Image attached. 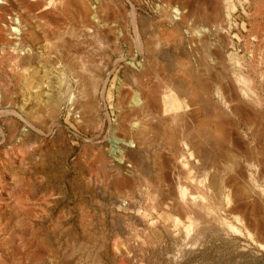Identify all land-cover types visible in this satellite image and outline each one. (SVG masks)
<instances>
[{
  "label": "rangeland",
  "instance_id": "1",
  "mask_svg": "<svg viewBox=\"0 0 264 264\" xmlns=\"http://www.w3.org/2000/svg\"><path fill=\"white\" fill-rule=\"evenodd\" d=\"M226 1L0 0V264H264V196L250 185L264 189V0H229L235 6L230 16ZM8 14L18 18L13 29L3 25ZM136 80L184 99L190 121L222 117V136L226 132L228 138L218 137L207 121L190 130L179 125L173 127L176 136L190 131L189 141L180 146L179 135V148L163 152L174 181L175 174L185 180L199 175L174 165V154L197 155L200 167L217 162V197L223 192L231 198L215 208L214 223L201 219L202 226L175 206L173 212L163 210L173 228L167 234L164 220L156 217L161 208L152 209L158 202L152 177L143 170L122 174L99 162L101 153L115 149L111 144L124 115L135 114ZM148 147L141 151L148 154ZM136 163L131 160L128 169ZM158 180L155 185L169 198L177 195L176 185ZM134 196L138 207L132 211L113 200ZM117 210L128 225H138L130 217L135 213L159 227L139 235L144 248L135 256L116 236L111 216ZM82 215L89 221L87 235Z\"/></svg>",
  "mask_w": 264,
  "mask_h": 264
},
{
  "label": "bare ground",
  "instance_id": "2",
  "mask_svg": "<svg viewBox=\"0 0 264 264\" xmlns=\"http://www.w3.org/2000/svg\"><path fill=\"white\" fill-rule=\"evenodd\" d=\"M227 8L229 9L228 11V16L231 15V13L234 11L233 9H235L234 5L233 4H230V1L227 0ZM232 3V2H231ZM102 4V3H101ZM262 9V8H261ZM260 9V11H261ZM214 10V9H213ZM264 10V9H263ZM227 12V11H226ZM263 12V11H262ZM213 13V12H212ZM219 13V12H218ZM255 14V12H254ZM227 16V17H228ZM230 20V19H229ZM201 31V30H200ZM205 31V30H204ZM198 32V31H197ZM260 35V34H259ZM141 45V44H140ZM206 64V63H205ZM210 64V63H209ZM83 66V65H82ZM84 69V68H83ZM198 70V69H197ZM134 71V70H133ZM157 72V71H156ZM140 74L141 73H138L137 74V78L139 80V77H140ZM156 78V77H155ZM144 82V81H143ZM184 82V81H183ZM241 82V81H240ZM137 80H136V83L137 84ZM142 83V82H141ZM166 83V82H165ZM169 83V82H168ZM167 84V83H166ZM156 85V84H155ZM135 86V85H134ZM165 86V85H164ZM169 86V85H168ZM137 91L139 92V100L136 101V104L134 107H136L135 109V114L134 115H130V116H127V115H124V118L126 117V121H123L124 123H120L119 125V130L121 131V133L119 131H117V133L119 132V134L121 135H117L114 136L115 138L113 139V144L111 145H114L115 149L112 150L111 147H109V150H108V153H101V158L99 159V162L101 163H110V166L113 165L115 166L116 170L119 171V173H122V174H125L126 172H136L138 170H143L144 172L146 171V173L148 174V177L151 176L152 177V188H153V192L154 194L152 195V198L156 195L157 197V203H156V207L155 206H152V209L153 208H161V212L159 213L157 217L158 220H164L163 222V229L165 231H167L166 233L169 234L170 231H173L170 226L165 222L166 220V216L168 214V212L166 214L163 213V210H172L175 206H180L182 207L183 211L185 214L187 215H190V217H193L194 220L195 219H200V223L201 225L203 226L202 223L204 222H211L212 219H214L215 216L217 215H214L215 212V208H217V206H221L220 204L221 203H225V202H228L230 203L229 199L231 197L229 196H225L223 192H221V196H222V199L219 201V198L217 197L218 195V192L220 191V186H219V172L217 171V168H215V165L217 164H214L215 162L212 161V159H210L209 161H212L213 164L210 165L211 163H208V166L206 167H200V165H202L199 161L198 158H196L197 155H188L186 152L183 153H179L181 158H177L176 154H174V161L172 162L174 165H184L190 169H193V172L196 171V174L197 172L199 173V175H195V178L194 179H188V180H185L183 178H181L179 175L175 174V181L172 180L171 177H169V174H168V161H165L163 160V156H165V154L163 155V152H165L166 148H169V149H178L179 148V142H177L179 135H182L179 131V135L176 136V132L175 130L173 129V127H175L176 129V126H179V125H183V129L185 128V130H190L191 127L195 126V125H203L207 122H210L212 123V125H214V133L216 135H218V137H221L223 135V129H224V123L222 121V117L221 116H218V115H204L203 117H200L198 116L195 121L193 122V120H189L187 119V117L189 116L188 112H186L185 110V107H186V101L182 98H179L178 96L176 97V95L174 96H170L168 95L167 91L165 90H159V89H150L148 88L147 84L144 85V84H137ZM151 87V86H150ZM173 89V87L171 88V90ZM175 90V89H173ZM245 93L248 94V96H253L252 94L249 93V91L246 90L245 88ZM136 92V91H135ZM176 92V91H174ZM177 93V92H176ZM136 94V93H135ZM245 94V95H246ZM256 98V97H254ZM137 100V99H136ZM237 100V99H236ZM253 100V99H252ZM226 103V102H225ZM224 103V104H225ZM232 103V102H231ZM257 103V102H255ZM232 107V106H231ZM229 108V107H228ZM206 109V108H205ZM208 110V109H207ZM133 112V111H131ZM133 112V113H134ZM222 112V111H221ZM220 112V113H221ZM188 114V116H187ZM219 114V113H218ZM225 114V113H224ZM191 116V115H190ZM223 116V115H222ZM193 118V117H192ZM191 118V119H192ZM228 118V117H227ZM122 119V118H121ZM225 119V118H224ZM120 121V120H119ZM207 121V122H206ZM230 121V120H229ZM231 122V121H230ZM212 125H209V126H212ZM207 126V125H206ZM118 128V127H116ZM194 128V127H193ZM213 128V127H211ZM228 128V127H227ZM182 129V127H181ZM182 129V130H183ZM178 130V129H177ZM190 132V131H189ZM189 132L186 133L185 135H182L181 138H182V142H181V145H183V143L185 142H188L189 141ZM184 134V133H183ZM213 134V133H212ZM226 134V132H225ZM225 134L224 136L222 137H225ZM229 134V133H228ZM215 135V136H216ZM227 137V136H226ZM225 137V138H226ZM229 137V136H228ZM227 137V138H228ZM180 138V139H181ZM212 138V137H211ZM222 140V139H221ZM181 141V140H180ZM193 141V140H192ZM155 142V146H151L152 143ZM195 142V141H194ZM226 142V141H225ZM190 143V142H189ZM102 144V143H101ZM178 144V145H177ZM144 145H148V149H147V153L148 154H145L141 151V148L142 146ZM197 145V144H196ZM104 146L107 147V145H105L104 143ZM103 146V147H104ZM109 146V144H108ZM178 146V147H176ZM184 146V145H183ZM182 146V147H183ZM222 146V145H221ZM105 147L103 149H105ZM116 149H119L118 151ZM200 149V148H199ZM184 150V149H183ZM188 150V149H187ZM194 150V149H193ZM198 150V149H197ZM181 151V150H180ZM188 151H191V150H188ZM170 152V151H169ZM178 152V151H177ZM171 153V152H170ZM173 153V152H172ZM176 153V152H175ZM198 153V152H197ZM196 153V154H197ZM225 155L227 156V153L225 151ZM232 153V152H231ZM229 153L228 156L230 157L231 160H237V159H233V156L232 154ZM144 155H148L150 156L149 160H146L145 162H143V164H140L138 165V163H136V160H140ZM234 155V154H233ZM97 156V155H96ZM227 156V157H228ZM170 157V158H171ZM228 157V158H229ZM200 158V157H199ZM236 158V157H235ZM238 158V157H237ZM94 160V159H93ZM131 160H134L135 161V166L132 168V170H129V166H130V161ZM159 162H158V161ZM167 160H170V159H167ZM173 160V159H172ZM207 160V159H206ZM229 160V159H228ZM208 161V160H207ZM202 162V161H201ZM128 163V165H127ZM160 165H159V164ZM172 163H171V166H172ZM228 163V162H227ZM87 164V163H86ZM91 165V164H90ZM97 165V164H96ZM103 166V164H101ZM159 165V166H157ZM203 165H207V163H204ZM100 166V167H102ZM106 166V165H105ZM140 168H139V167ZM217 166V165H216ZM91 167V166H90ZM87 168V167H86ZM113 168V167H112ZM158 168V170L156 169ZM114 169V168H113ZM195 170V171H194ZM89 171V169H88ZM87 171V172H88ZM97 171V169H96ZM101 171V170H100ZM103 171V170H102ZM99 173V172H98ZM103 173V172H102ZM112 173V172H111ZM143 173V172H142ZM170 173V172H169ZM228 173V172H227ZM116 174V173H115ZM222 174V173H221ZM121 175V174H120ZM161 176L160 178H158V176ZM167 175L169 177V179L167 178ZM188 175V174H187ZM107 176V175H106ZM132 176V175H131ZM130 176V177H131ZM98 177V176H97ZM117 177V176H116ZM129 177V178H130ZM136 177V175H135ZM151 177H149L151 179ZM154 177V178H153ZM192 177V176H191ZM92 178V177H91ZM114 178V177H113ZM189 178V176H188ZM93 179V178H92ZM133 179V178H132ZM131 179V180H132ZM156 179V182L154 180ZM167 180L166 182L169 183L168 187L171 186L170 184L172 185H176L175 187L176 191L177 192V195L173 196L172 198H169V194L165 192L164 188L159 185H155V183H159V180ZM106 180V179H105ZM130 180V181H131ZM114 181V180H113ZM126 181V179H125ZM129 181V179H128ZM136 181L138 182V180L136 179ZM150 181V180H149ZM169 181V182H168ZM232 181V180H230ZM251 181V180H250ZM91 182V181H90ZM135 182V181H134ZM148 182V181H147ZM166 182H162L164 183L163 186L165 185ZM222 182V181H221ZM122 183V182H121ZM136 183V182H135ZM146 183V182H145ZM166 183V184H167ZM183 183V185H181ZM226 183V182H225ZM88 184V183H87ZM96 185L95 188L98 189L101 193L105 194L106 193V189L103 188L102 186L98 185L97 182H95ZM150 184V182H149ZM228 184V183H227ZM102 185V184H101ZM136 184H134L135 186ZM147 185V184H145ZM250 185L252 187V191H256V194L260 195L261 198H263L264 196V189L261 188V187H258V186H254L252 184V181L250 182ZM149 186V185H148ZM151 186H149V189L147 190L151 195L150 191H151ZM236 186V185H235ZM89 187V186H88ZM147 187V186H146ZM167 187V188H168ZM223 187V186H222ZM141 188V187H140ZM172 188V186H171ZM84 189V188H83ZM95 189V190H96ZM139 189V188H138ZM145 189V188H144ZM251 189V188H249ZM170 190V189H169ZM173 190V189H172ZM175 190V189H174ZM219 190V191H218ZM224 190V189H223ZM132 191V190H131ZM130 191V192H131ZM141 191V189H140ZM146 191V192H147ZM145 192V194H146ZM174 194V191H172ZM217 192V193H216ZM100 193V194H101ZM112 193V192H111ZM238 190L236 192V190L233 192V194L235 195H238ZM144 194V193H143ZM168 194V195H167ZM255 194V193H254ZM255 194V195H256ZM102 195V194H101ZM263 195V196H262ZM112 196V195H111ZM146 196V195H145ZM148 196V195H147ZM258 196V197H260ZM104 197V196H102ZM220 197V196H219ZM233 197V196H232ZM236 197V196H235ZM136 197H132V198H125L124 200H118V198H114V203H116L118 205V207L120 208H125V209H128L129 211H132V209L138 207V201L135 199ZM150 198V197H149ZM155 198V199H156ZM111 199V198H110ZM123 199V198H122ZM119 201V202H118ZM140 201V200H139ZM148 201V200H146ZM154 202V201H153ZM152 202V203H153ZM98 203V202H97ZM140 203V202H139ZM223 203V204H224ZM115 204V205H116ZM80 205V204H79ZM102 205V204H101ZM114 205V204H113ZM114 205V206H115ZM146 206V205H145ZM28 207V206H27ZM177 208V207H176ZM151 209V208H150ZM27 211V210H25ZM174 209L171 211L173 212ZM178 214L180 213V210L179 208L177 209ZM28 212V211H27ZM83 212V211H82ZM36 213V212H35ZM128 213V212H127ZM31 214V213H30ZM22 215V214H21ZM20 215V216H21ZM33 215V214H32ZM184 215V214H183ZM214 215V216H213ZM31 216V215H30ZM106 216V215H105ZM111 216V214H110ZM130 216V215H129ZM153 216V215H152ZM155 216V215H154ZM131 220H133L135 222V224H138L137 226H133V225H128L126 220H125V217L117 211H114L112 212V224L114 226H116V236L117 237H121L123 238L124 240H126V242L129 244L128 246L131 247V250L133 251V256L137 255V250L140 249V247H142V241L139 239V235H141V233L145 234V235H151L153 233L156 232V230H158L157 226L153 225L151 223V221H149L147 218H143V216H139V214H131L130 216ZM218 217V216H217ZM17 218H19L17 216ZM65 218V217H64ZM81 228H83V233L87 232L88 234L90 233V230L87 231L88 227L90 226L89 225V221H88V218L85 216V215H82L81 217ZM106 218V217H105ZM102 219V217L100 218V220ZM110 219V218H108ZM203 219L204 222H201ZM218 219V218H217ZM6 220V218H5ZM16 220V219H15ZM45 220V219H44ZM64 220V219H63ZM196 220V221H197ZM206 220V221H205ZM222 220V219H221ZM104 221V220H102ZM101 221V222H102ZM109 221V220H108ZM156 221V219H155ZM172 221V220H171ZM100 222V224H101ZM111 222V221H110ZM213 222V221H212ZM211 222V223H212ZM97 223V222H96ZM105 223V222H104ZM103 223V224H104ZM133 223V222H132ZM214 223V222H213ZM47 224V223H46ZM111 224V223H110ZM134 224V225H135ZM192 224V223H191ZM191 224L189 225V227L187 228V230H192L194 231V226H191ZM194 224V223H193ZM219 224L221 226H225L227 225L226 223V220L225 221H220L219 219ZM109 225V224H108ZM171 225V224H170ZM205 225V224H204ZM217 225V223H216ZM219 225V226H220ZM230 225V224H228ZM64 226V225H63ZM102 226V225H101ZM140 226V227H139ZM162 226V225H161ZM181 226V225H180ZM104 227V225H103ZM177 227V226H176ZM175 227V228H176ZM184 227V226H182ZM199 227V226H198ZM230 227V226H229ZM79 228V227H78ZM95 228V227H94ZM113 228V227H112ZM200 228V227H199ZM198 228V229H199ZM205 228V227H204ZM232 228V226L230 227ZM50 229V228H49ZM48 229V230H49ZM91 229V228H90ZM101 229V228H100ZM197 229V230H198ZM203 229V228H202ZM200 228L199 231L202 230ZM225 229V228H224ZM34 230V229H33ZM47 230V231H48ZM81 230V229H80ZM181 230V229H180ZM196 230V231H197ZM233 231H235V234L238 233V229L235 230V227L233 229H231ZM159 231V230H158ZM161 231V230H160ZM192 231V232H193ZM198 231V232H199ZM224 231V230H223ZM226 231V230H225ZM93 232V231H92ZM179 232V231H178ZM184 232V231H183ZM182 232V233H183ZM191 232V233H192ZM257 232V231H256ZM259 232V231H258ZM33 232H31V235H32ZM81 233V232H80ZM82 233V235H83ZM103 233V232H102ZM105 233V232H104ZM197 233V232H196ZM225 233V232H224ZM35 234V232H34ZM38 234V233H37ZM53 233H51L52 235ZM86 234V233H85ZM101 234V233H100ZM114 234V233H113ZM176 234V233H175ZM173 234V235H175ZM186 234H189L188 232ZM229 232H228V236H229ZM39 235V234H38ZM50 235V234H49ZM48 235V236H49ZM76 235V234H75ZM81 235V234H80ZM87 235V234H86ZM157 235L158 232H157ZM162 235V234H161ZM179 235V233H178ZM185 235V234H184ZM183 235V236H184ZM193 235V234H192ZM195 235V234H194ZM226 235V236H227ZM250 235V234H249ZM258 235V234H257ZM85 236V235H84ZM155 236V234L153 235ZM168 236V235H167ZM225 236V234H224ZM231 236V234H230ZM79 237V236H78ZM82 237V236H81ZM80 237V238H81ZM86 237V236H85ZM102 237V236H101ZM147 237V236H146ZM158 237V236H157ZM159 237H161L159 235ZM158 237V238H159ZM169 237V236H168ZM191 237L188 235V238ZM232 237V236H231ZM48 238V237H47ZM156 238V237H155ZM171 238V237H170ZM187 238V237H186ZM185 238V239H186ZM192 238V237H191ZM200 238V237H199ZM251 238V237H250ZM16 239V238H15ZM15 239H12L11 240H15ZM36 239V236H32L30 238V241H33ZM49 239V238H48ZM73 239V238H72ZM153 239V238H152ZM157 239V238H156ZM169 239V238H168ZM174 239V238H173ZM184 239V238H183ZM182 239V240H183ZM194 239V238H193ZM231 239V238H230ZM27 240V239H26ZM38 240H40V237H38ZM88 240V239H87ZM121 240V239H120ZM172 240V238H171ZM170 240V242H171ZM187 240V239H186ZM47 241V240H46ZM51 241V240H50ZM77 241V240H76ZM91 241V240H90ZM89 241V242H90ZM150 241V240H149ZM176 241H177V238H176ZM189 241V240H188ZM38 242V241H37ZM69 242V241H68ZM75 242V241H74ZM92 242V241H91ZM118 242V241H117ZM116 242V244H117ZM151 242V241H150ZM166 242V241H165ZM173 242V241H172ZM171 242V243H172ZM175 242V241H174ZM187 242V241H186ZM191 242V241H190ZM193 242V241H192ZM196 242V241H195ZM199 242V240H198ZM16 243V242H15ZM111 243V242H110ZM126 243V244H127ZM153 243V242H152ZM254 243V242H253ZM27 244V243H26ZM29 244V243H28ZM38 244V243H36ZM106 244V243H105ZM149 244V243H147ZM160 244V243H159ZM190 244V243H188ZM192 244V243H191ZM30 245H33V243L31 242ZM42 244H38L37 247L41 246ZM151 245V243L149 244ZM177 245V244H176ZM175 245V246H176ZM194 245V244H193ZM246 245V244H244ZM262 245V244H261ZM16 246V244H15ZM25 246V245H24ZM35 246V245H34ZM49 246V245H48ZM103 246V244H102ZM109 246V245H107ZM127 246V247H128ZM145 246V245H144ZM185 246V245H184ZM187 246V245H186ZM185 246V247H186ZM192 247V245H190ZM199 246V245H198ZM36 247V249H37ZM118 247V246H117ZM122 247V246H121ZM151 247V246H150ZM174 247V246H172ZM264 246H262L261 248H263ZM71 248V247H70ZM123 248V247H122ZM119 247L118 250L122 249ZM129 248V247H128ZM144 248V247H142ZM180 248V247H179ZM196 248V247H195ZM247 248V247H246ZM31 249V248H30ZM36 249L35 250H32V253L33 255H35L37 252H36ZM45 249V248H44ZM107 249V248H106ZM117 249V248H116ZM174 249V248H173ZM182 249L184 250V248H181V251ZM194 249V248H193ZM197 249V248H196ZM200 249V248H199ZM248 249V248H247ZM47 250V249H46ZM45 250V252H46ZM88 250V249H87ZM109 250V249H108ZM129 250V249H128ZM179 250V249H178ZM186 250V249H185ZM21 251V249H20ZM43 251V250H42ZM51 251V250H50ZM69 251V250H68ZM67 251V252H68ZM116 251V250H114ZM121 251V250H120ZM119 251V252H120ZM123 251V250H122ZM127 251V250H126ZM249 251V250H248ZM25 252V251H24ZM95 252V251H94ZM93 252V253H94ZM118 252V251H117ZM116 252V253H117ZM124 252H125V249H124ZM152 252V251H151ZM171 252V251H170ZM173 252V251H172ZM179 252V251H178ZM194 252V251H193ZM22 253V252H21ZM47 253V252H46ZM51 253V252H50ZM59 253V252H58ZM87 253V252H86ZM106 253V252H105ZM114 253V254H116ZM148 254V252H146ZM156 253V252H155ZM181 253V252H180ZM185 253V251H184ZM66 254V253H65ZM99 254V252H98ZM119 254V253H118ZM139 254V253H138ZM177 254V253H176ZM182 254V253H181ZM189 254V253H188ZM194 254V253H192ZM10 255V253H9ZM12 255V254H11ZM58 255V254H57ZM86 255V254H85ZM124 253H120L119 256H123ZM178 255V254H177ZM185 255V254H184ZM114 256V255H113ZM126 256V254L124 255ZM175 256V255H174ZM109 257V256H108ZM111 257V256H110ZM109 257V259H110ZM129 259H131L132 263L133 261L135 260L131 254L128 255ZM183 257V256H182ZM187 257V255H186ZM121 258V257H119ZM125 258V257H123ZM178 258V257H177ZM181 258V257H180ZM184 258V257H183ZM94 259V258H93ZM25 260V259H24ZM58 260V259H57ZM113 262L117 263V260H118V255H115L113 257ZM110 260V261H111ZM174 260V259H173ZM2 261V260H1ZM121 261V260H120ZM126 261V260H125ZM182 261V260H181ZM60 262V261H59ZM58 262V263H59ZM172 264H178L177 262H173L171 261ZM63 263V262H62ZM93 264V263H92ZM95 264V263H94ZM112 264V263H111Z\"/></svg>",
  "mask_w": 264,
  "mask_h": 264
},
{
  "label": "built area",
  "instance_id": "3",
  "mask_svg": "<svg viewBox=\"0 0 264 264\" xmlns=\"http://www.w3.org/2000/svg\"><path fill=\"white\" fill-rule=\"evenodd\" d=\"M17 19L18 18H15V16H13L12 14H8L3 23L4 27L10 26L13 29V27H16L18 25Z\"/></svg>",
  "mask_w": 264,
  "mask_h": 264
}]
</instances>
